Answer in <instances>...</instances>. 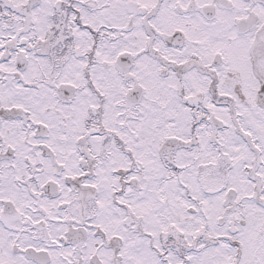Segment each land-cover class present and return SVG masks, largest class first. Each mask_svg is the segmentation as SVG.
<instances>
[{"label": "snow or ice", "instance_id": "6c2138e0", "mask_svg": "<svg viewBox=\"0 0 264 264\" xmlns=\"http://www.w3.org/2000/svg\"><path fill=\"white\" fill-rule=\"evenodd\" d=\"M0 264H264V0H0Z\"/></svg>", "mask_w": 264, "mask_h": 264}]
</instances>
